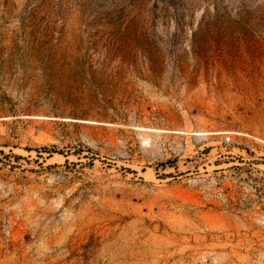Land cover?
I'll use <instances>...</instances> for the list:
<instances>
[{"label": "rangeland", "instance_id": "obj_1", "mask_svg": "<svg viewBox=\"0 0 264 264\" xmlns=\"http://www.w3.org/2000/svg\"><path fill=\"white\" fill-rule=\"evenodd\" d=\"M0 264H264V0H0Z\"/></svg>", "mask_w": 264, "mask_h": 264}]
</instances>
